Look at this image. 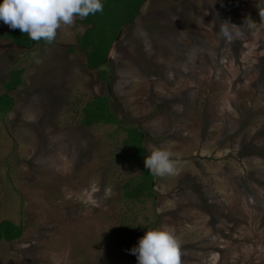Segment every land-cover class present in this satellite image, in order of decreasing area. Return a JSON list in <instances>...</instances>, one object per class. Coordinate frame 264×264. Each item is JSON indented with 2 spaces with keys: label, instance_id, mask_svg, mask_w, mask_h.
Segmentation results:
<instances>
[{
  "label": "rangeland",
  "instance_id": "rangeland-1",
  "mask_svg": "<svg viewBox=\"0 0 264 264\" xmlns=\"http://www.w3.org/2000/svg\"><path fill=\"white\" fill-rule=\"evenodd\" d=\"M258 3L145 0L115 41L106 15L79 18L89 33L77 39L80 50L85 40L111 41L104 80L86 67L85 52L68 49L72 37L0 48V86L10 70H22L7 91L12 107L0 116V220L19 224L21 235L0 242V264H137L130 250L152 229L175 233L181 264H264ZM127 16L128 9L120 21ZM224 21L244 35L227 42L219 35ZM99 95L120 125L142 133L138 163L115 160L123 153L115 125H79L75 107ZM157 148L182 161L179 174L154 176L150 199L123 201L122 184ZM127 207L139 224L146 217L139 234L116 231Z\"/></svg>",
  "mask_w": 264,
  "mask_h": 264
},
{
  "label": "clouds",
  "instance_id": "clouds-1",
  "mask_svg": "<svg viewBox=\"0 0 264 264\" xmlns=\"http://www.w3.org/2000/svg\"><path fill=\"white\" fill-rule=\"evenodd\" d=\"M261 24H264V0L256 5ZM103 12L101 0H2L0 21L9 28L19 29L37 43L41 40L52 44L62 26L72 27L75 19H84L90 14ZM250 17L244 22L247 28L256 26ZM243 25V26H244ZM219 35L227 42L241 38V26L228 21L220 23ZM35 53L33 56L35 57ZM37 64L41 63L36 59ZM145 168L155 177L178 175L183 167L180 159L174 158L170 150L157 148L144 160ZM137 257V264H181L180 242L170 229L147 230L130 250Z\"/></svg>",
  "mask_w": 264,
  "mask_h": 264
},
{
  "label": "trees",
  "instance_id": "trees-1",
  "mask_svg": "<svg viewBox=\"0 0 264 264\" xmlns=\"http://www.w3.org/2000/svg\"><path fill=\"white\" fill-rule=\"evenodd\" d=\"M119 1V2H118ZM124 0H104L101 1L103 4V12H97L94 14V17H104L105 15L112 20V23L115 24V27L110 29H114V34H112L110 40L117 34V30L125 25L130 24L133 19L138 15V8L140 4H142L143 0H131L133 1L132 6H130L131 1L128 3L127 8L124 11H121ZM2 2V0H0ZM118 2V3H117ZM126 5V4H125ZM121 10H119V9ZM129 8H131L129 13ZM128 9V16L126 21H120L123 15L126 16ZM92 18V14L90 16ZM89 19V18H88ZM3 23V21H0ZM95 22V20H94ZM92 28V26H90ZM90 28V29H91ZM117 29V30H116ZM21 31L16 29L15 34H10L9 37L12 38V42L19 46H27L31 41L28 40H18L20 37ZM89 33L84 32L80 37L86 38ZM80 40V39H79ZM78 40H76L77 42ZM86 42L83 44V47L80 46L82 52H85L84 59L85 64L88 69H98L97 76L104 80V70L101 68L105 62V55L107 48L110 44H103L100 41L96 42L95 40H85ZM37 43L36 41H33ZM41 45H49L45 41L41 40ZM81 52V53H82ZM21 70H10L8 73V79L1 84L0 92V116L6 114L12 107L13 100L12 97L7 94V91L14 89L19 86L21 83ZM78 108V123L84 129H90L91 127L98 125H115L114 132L119 140V144L123 153H120L116 156L115 160L120 163L127 162H136L138 163L145 156V149L142 145L143 135L133 126H122L116 120L115 114L111 111L109 106V100L104 95H99L94 98L86 100L80 106H76ZM139 165V170L137 174L125 180L122 184V194L121 197L126 201H135V202H143L144 200L150 199L152 197V183L154 176L142 165ZM132 209L127 207L126 214L122 216L121 220L119 219V228L116 231H121L126 235L139 234V229L141 228L142 222L145 223V216H142L141 224H139L131 214ZM21 235V226L19 224H15L10 220H0V242L9 243L18 239Z\"/></svg>",
  "mask_w": 264,
  "mask_h": 264
},
{
  "label": "crops",
  "instance_id": "crops-1",
  "mask_svg": "<svg viewBox=\"0 0 264 264\" xmlns=\"http://www.w3.org/2000/svg\"><path fill=\"white\" fill-rule=\"evenodd\" d=\"M144 1H145V0H143V2H144ZM143 2H142V4H141V6L143 5ZM141 8H142V7H140V9H139V11H138L140 14H141ZM139 13H138V14H139ZM76 20H79V17H77V18L75 19V23H74V25H73L72 27H66L68 30H63V29H61V28L58 29L56 40L58 39L59 36H61V39H62V40H68V39H67L68 37H72L74 45L71 46V48H68V49L71 50L73 47H75V48H77V49L81 52V50L76 46V44H77L76 40L79 39V38L83 35V33L85 32V29H84V27H82L83 24H82V26H81L80 24H78V23L76 22ZM146 20H147V19H146ZM82 21H83V19H81V23H82ZM130 24H131V23H130ZM128 25H129V24H125V25H123V26L120 27L121 29H120V31L116 34V37H115L114 40H117V39L119 38V36H120L122 30H124V28L127 27ZM62 27H63V26H62ZM69 31H70V32H69ZM77 31H79V33H77ZM15 33H16V29L13 30V29L9 28L8 25H6V24L0 22V41H3V42H0V48H2V49H5V48H16V49H20V50H26V49L30 48L32 45H40V46H42V47H44V46H50V45H51V44H49V45H41L40 43H35V42H33V41L31 40V41L28 43L27 46H19V45L13 43V42L11 41L12 38L9 37L10 34H11V36H12V34H15ZM20 37H22V38H21V39L19 38L18 40H28V39H29L28 36H27L26 34L22 33V32L20 33ZM17 70H21V68H20V69H17ZM21 72H22V70H21ZM8 73H9V72H8ZM7 76H8V74H7Z\"/></svg>",
  "mask_w": 264,
  "mask_h": 264
},
{
  "label": "water",
  "instance_id": "water-1",
  "mask_svg": "<svg viewBox=\"0 0 264 264\" xmlns=\"http://www.w3.org/2000/svg\"><path fill=\"white\" fill-rule=\"evenodd\" d=\"M115 41V40H114ZM111 47V46H110ZM107 55H108V53H107ZM107 55H106V57H107ZM106 59V58H105Z\"/></svg>",
  "mask_w": 264,
  "mask_h": 264
}]
</instances>
